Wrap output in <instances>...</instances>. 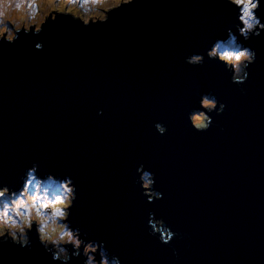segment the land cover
I'll return each mask as SVG.
<instances>
[{"label":"water","instance_id":"1","mask_svg":"<svg viewBox=\"0 0 264 264\" xmlns=\"http://www.w3.org/2000/svg\"><path fill=\"white\" fill-rule=\"evenodd\" d=\"M241 25L230 0H131L0 32V190L66 179L83 244L34 220L0 264H264V29ZM230 31L239 77L210 52Z\"/></svg>","mask_w":264,"mask_h":264},{"label":"rangeland","instance_id":"2","mask_svg":"<svg viewBox=\"0 0 264 264\" xmlns=\"http://www.w3.org/2000/svg\"><path fill=\"white\" fill-rule=\"evenodd\" d=\"M131 0H0V32L18 31L20 26L40 27L48 17L55 18L60 12H76V17H87V22L93 19H105L107 13L114 7ZM248 25H251L249 28ZM258 26L254 19L247 25V37L251 28ZM230 31V41L218 39L210 52L222 54L252 50L239 47L237 33ZM252 56L242 57L236 63V77L243 76L247 61ZM223 60V59H221ZM47 193H43V175L32 172L27 176L22 193L1 191L0 196V236L13 234V240L27 242L34 220H39L41 238L47 240V245L56 243L62 257L69 255L68 240L83 245L74 226L69 221V205L73 197V184L69 185L61 177L45 176ZM59 198V199H58Z\"/></svg>","mask_w":264,"mask_h":264},{"label":"snow or ice","instance_id":"3","mask_svg":"<svg viewBox=\"0 0 264 264\" xmlns=\"http://www.w3.org/2000/svg\"><path fill=\"white\" fill-rule=\"evenodd\" d=\"M230 2L237 7L238 9V19L241 21L242 24H248V21L251 19H254L256 24L261 28L264 29V15H261L262 9H264V0H230ZM250 28L251 25H248ZM242 32L245 36H247V29H242ZM255 35H260L259 32L255 33ZM39 47V45H38ZM242 51L237 52H224L222 54L221 59L231 61L233 59L239 61L242 57L241 55ZM246 53V55H251L254 59L255 53L243 51ZM225 54H228L225 58ZM196 60H199V57L195 58ZM4 193L0 192V196H2ZM59 199V198H58Z\"/></svg>","mask_w":264,"mask_h":264},{"label":"clouds","instance_id":"4","mask_svg":"<svg viewBox=\"0 0 264 264\" xmlns=\"http://www.w3.org/2000/svg\"><path fill=\"white\" fill-rule=\"evenodd\" d=\"M228 54H225V58ZM241 55L244 56V57H247L246 53L245 52H241ZM201 127H206V125H200ZM159 127V126H158ZM160 131L163 132L164 129L163 128H160Z\"/></svg>","mask_w":264,"mask_h":264}]
</instances>
